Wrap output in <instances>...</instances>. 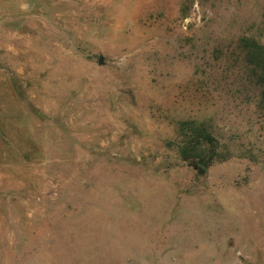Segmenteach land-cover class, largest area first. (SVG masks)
<instances>
[{
  "label": "rangeland",
  "instance_id": "rangeland-1",
  "mask_svg": "<svg viewBox=\"0 0 264 264\" xmlns=\"http://www.w3.org/2000/svg\"><path fill=\"white\" fill-rule=\"evenodd\" d=\"M251 41L264 0H0V264H264Z\"/></svg>",
  "mask_w": 264,
  "mask_h": 264
},
{
  "label": "trees",
  "instance_id": "trees-1",
  "mask_svg": "<svg viewBox=\"0 0 264 264\" xmlns=\"http://www.w3.org/2000/svg\"><path fill=\"white\" fill-rule=\"evenodd\" d=\"M245 42H250V40L248 39H242ZM248 47H250L252 49V51H248V54H246V56L248 55V57H254L256 59V65L260 66V72L261 74L264 76V53L263 50L258 48L257 45L251 41L250 45H248ZM247 47V48H248ZM182 127L184 128L185 131L188 132V135L191 139H189L188 144H187V148L196 150L198 148L201 147H206L207 150H212L214 149V139L211 138V136L204 131L202 128L200 127H196L194 125H191L189 123H183ZM208 153H213L209 152ZM182 154V158L184 160H187L186 155ZM197 158V157H196ZM212 157L211 156H207L205 158H202L201 161L203 163V165H207L210 162V159ZM195 159V158H194Z\"/></svg>",
  "mask_w": 264,
  "mask_h": 264
},
{
  "label": "water",
  "instance_id": "water-1",
  "mask_svg": "<svg viewBox=\"0 0 264 264\" xmlns=\"http://www.w3.org/2000/svg\"><path fill=\"white\" fill-rule=\"evenodd\" d=\"M100 63H101V57L99 56V57H98L97 64L100 65Z\"/></svg>",
  "mask_w": 264,
  "mask_h": 264
}]
</instances>
